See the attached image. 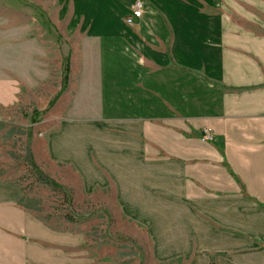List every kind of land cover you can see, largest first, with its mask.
I'll list each match as a JSON object with an SVG mask.
<instances>
[{
    "label": "crops",
    "instance_id": "crops-1",
    "mask_svg": "<svg viewBox=\"0 0 264 264\" xmlns=\"http://www.w3.org/2000/svg\"><path fill=\"white\" fill-rule=\"evenodd\" d=\"M43 10L30 40L54 49L16 52L29 61L0 77V107L28 97L42 111L36 161L85 194L111 189L158 263L264 264V0ZM0 264L92 263L83 233L47 225L0 182Z\"/></svg>",
    "mask_w": 264,
    "mask_h": 264
},
{
    "label": "rangeland",
    "instance_id": "rangeland-1",
    "mask_svg": "<svg viewBox=\"0 0 264 264\" xmlns=\"http://www.w3.org/2000/svg\"><path fill=\"white\" fill-rule=\"evenodd\" d=\"M51 2L0 0V77L12 72L14 63L29 61L15 59L16 52L54 49L45 36L39 43L30 40L31 29L36 32L49 18L43 4ZM41 115L28 97L0 107V182L20 190L22 206L47 225L83 233L88 263L161 264L152 258L147 235L121 217L111 189L85 194L71 172L48 170L36 161L33 139Z\"/></svg>",
    "mask_w": 264,
    "mask_h": 264
},
{
    "label": "built area",
    "instance_id": "built-area-1",
    "mask_svg": "<svg viewBox=\"0 0 264 264\" xmlns=\"http://www.w3.org/2000/svg\"><path fill=\"white\" fill-rule=\"evenodd\" d=\"M141 13H142V2L137 1L134 4V7H133L132 12L126 17V22L128 24H133L134 21L137 18H140L141 17ZM212 139H213V135L210 132L205 131L202 140H204V141H210Z\"/></svg>",
    "mask_w": 264,
    "mask_h": 264
},
{
    "label": "trees",
    "instance_id": "trees-1",
    "mask_svg": "<svg viewBox=\"0 0 264 264\" xmlns=\"http://www.w3.org/2000/svg\"><path fill=\"white\" fill-rule=\"evenodd\" d=\"M67 81H68V68L65 70V76H64V87L63 90L66 88L67 86Z\"/></svg>",
    "mask_w": 264,
    "mask_h": 264
}]
</instances>
